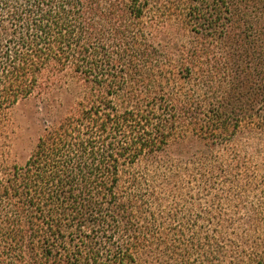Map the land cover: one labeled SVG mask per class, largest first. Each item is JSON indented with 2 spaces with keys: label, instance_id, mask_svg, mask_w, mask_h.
Here are the masks:
<instances>
[{
  "label": "trees",
  "instance_id": "obj_1",
  "mask_svg": "<svg viewBox=\"0 0 264 264\" xmlns=\"http://www.w3.org/2000/svg\"><path fill=\"white\" fill-rule=\"evenodd\" d=\"M30 99L0 264H264V0H0V128Z\"/></svg>",
  "mask_w": 264,
  "mask_h": 264
},
{
  "label": "rangeland",
  "instance_id": "obj_2",
  "mask_svg": "<svg viewBox=\"0 0 264 264\" xmlns=\"http://www.w3.org/2000/svg\"><path fill=\"white\" fill-rule=\"evenodd\" d=\"M33 101L30 99L18 104L10 113L9 118L0 129L2 136L7 137L8 145L6 148L12 152V157L21 162L26 157L35 142L39 133L42 114L32 115L30 110ZM39 117V119H37Z\"/></svg>",
  "mask_w": 264,
  "mask_h": 264
}]
</instances>
